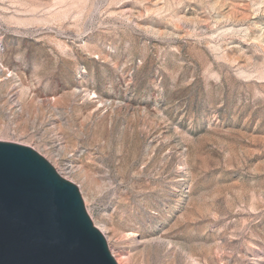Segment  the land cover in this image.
Instances as JSON below:
<instances>
[{"label":"rangeland","instance_id":"374dc122","mask_svg":"<svg viewBox=\"0 0 264 264\" xmlns=\"http://www.w3.org/2000/svg\"><path fill=\"white\" fill-rule=\"evenodd\" d=\"M0 141L117 264H264V0H0Z\"/></svg>","mask_w":264,"mask_h":264},{"label":"water","instance_id":"95a60500","mask_svg":"<svg viewBox=\"0 0 264 264\" xmlns=\"http://www.w3.org/2000/svg\"><path fill=\"white\" fill-rule=\"evenodd\" d=\"M0 264H117L77 186L32 148L0 141Z\"/></svg>","mask_w":264,"mask_h":264},{"label":"bare ground","instance_id":"6f19581e","mask_svg":"<svg viewBox=\"0 0 264 264\" xmlns=\"http://www.w3.org/2000/svg\"><path fill=\"white\" fill-rule=\"evenodd\" d=\"M113 256H114V254H113Z\"/></svg>","mask_w":264,"mask_h":264}]
</instances>
